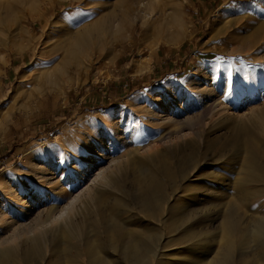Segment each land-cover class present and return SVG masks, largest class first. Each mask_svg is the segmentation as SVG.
<instances>
[{"label": "rangeland", "instance_id": "obj_1", "mask_svg": "<svg viewBox=\"0 0 264 264\" xmlns=\"http://www.w3.org/2000/svg\"><path fill=\"white\" fill-rule=\"evenodd\" d=\"M143 1L150 2V8L139 0H0V181H12L9 187L23 191L27 200L25 185H38L34 177L54 172L55 183L37 188L50 201L65 189L64 206L75 199L71 212L79 227L71 229L67 239L75 264H87L86 247L97 239L115 263L130 264L111 248L109 233L89 222L92 209L98 208L90 195L104 183L100 173L126 184L128 202L134 191L129 182L135 168L130 158L151 163L154 156L165 153L171 168L190 131L204 141L229 131L213 127V110L225 106L231 116L246 121L252 110L264 105V0ZM174 13L177 20L170 17ZM198 66L204 72L197 76L192 71ZM198 79L214 92H199ZM156 112L170 115L172 121L157 119ZM257 129L250 144L254 152L250 165L260 169L264 132ZM197 144L202 151L197 152L198 165L188 177L177 179L176 187L162 179V194L169 200L159 208L158 218L138 213L133 228L150 226L153 233L168 238L184 235L190 221L211 216L212 222L197 227L210 237L220 230L230 203L243 216L249 214L241 200L244 191L234 185L242 163L227 154L220 163L212 157L213 148ZM102 148L106 157L86 169L88 160L99 161ZM78 170L88 174L75 185L71 180H77ZM217 171L224 182L216 178ZM208 184L219 193L190 195L186 203H192L191 217L181 223L174 210L179 196L185 188L204 190ZM112 195L121 193L115 189ZM261 200L263 195L255 208ZM36 211L32 209L25 220L33 222ZM16 213L12 208L9 216ZM88 234L91 242L82 245ZM219 239L210 242L208 250L214 251L209 257L227 244ZM243 243V238L235 241L229 264H250V249ZM154 244L159 256L164 249L182 253L177 248L184 245L166 246L164 240Z\"/></svg>", "mask_w": 264, "mask_h": 264}, {"label": "bare ground", "instance_id": "obj_2", "mask_svg": "<svg viewBox=\"0 0 264 264\" xmlns=\"http://www.w3.org/2000/svg\"><path fill=\"white\" fill-rule=\"evenodd\" d=\"M139 2L145 7V9L150 8V2L146 3L143 0H139ZM170 17L177 20V13L172 14ZM192 72L194 75L198 76L204 71L201 66H198ZM205 78L206 75H204L202 79ZM196 81L199 92H214L215 89L211 90L212 88L207 86L205 81L204 83H200V79ZM209 97L210 95H208V99ZM160 106L165 108L164 104ZM228 111L229 110L225 106H222L221 108L213 110L211 115L212 117L214 115L216 116V119L213 122V127H215V129L227 128L229 131L222 136H217L211 141H204L205 139L203 140V137L199 136L198 133L190 131L192 132L190 136L188 138H183L187 143L180 147L177 155L174 152L176 155V161L171 168L166 164L163 158V156L166 155L165 153H160L158 156L153 155L155 158L151 159L153 160L151 163L147 160L139 161L140 159L138 158V160L137 158H134L135 156L130 158L132 159L130 165H132V168L135 167L134 171H132L133 180H126L131 183V187L134 191L130 187L133 192L128 202L127 199L124 198L126 195L129 197L125 190L126 184H122L121 180L119 181L118 179H111L108 176L103 177L102 173H100V180H104V183L100 186L101 189H97L92 195L88 194L92 196L95 203L94 205H98L97 209H92L91 214L89 215V222L92 223L94 221V223H92V228L97 227L109 233V245L114 251L118 250L123 260H126L127 263L169 264L175 262L173 264H229L231 261L229 256L232 252L233 245H235V241L243 238V241H245V244L243 243L244 246L246 245L245 247L250 249L248 252L249 255L251 254V262L249 261L250 264H264V200H261V204L258 208L254 207L258 196H264V165L261 166L262 168L260 169L250 165L251 160L254 157V152L252 148H250V144L253 142V137H255V131L258 128L257 130H260L262 133L264 132V105L258 110H252L246 121H244L242 117L236 118L235 116H231V113L229 114ZM153 114L158 116L157 119L159 120L168 123L172 121L170 115H161L159 112ZM177 122L180 123L179 121ZM203 134H205V132ZM193 136H196L198 139L196 140ZM197 142L200 144L203 142L204 147L207 146L213 148L214 153L212 154V157H217V161L220 163H222L224 158H228L227 156H229V158L230 156L236 158L239 163H242L241 167L245 169L243 171V168L241 169L240 167L239 172L237 171L241 177L235 180L234 185L238 190L242 189L244 191L241 200H243L245 207L248 208L247 212L249 214L243 216V214L234 207V204L231 206L230 203V207L225 209L223 216L221 215L222 220L219 225L220 230H218L216 236L212 234L210 237H206L205 232L201 231L202 229H197L201 223L207 221L212 222L214 220L210 215V217L207 218L200 217L195 221H190V223L185 226L184 235L173 237L168 236V238L163 236V234L158 235L157 233H153L154 230L150 226L143 225L144 229L142 227V229L133 228L132 226H134V223L137 220L138 213H142L151 219H156L158 218L157 215L159 208L161 206L165 208L164 205L169 200V196L165 194L166 197L162 194L165 193L162 192L165 187H162L164 185H162L163 182H161L163 181V178L168 179V181H170L169 183H171L169 185L174 187L180 182L176 183L177 179H181V181L186 179L189 172L198 165L195 157L197 156V152L201 154L202 146L200 145L199 147ZM262 149L264 153V146H262ZM170 155L171 154H169V158L172 157H170ZM105 157L106 153L102 148L96 158L99 161L88 160V166H86V169L96 166ZM157 163H159L161 167H154ZM151 166L154 168H151ZM225 168L227 169V167ZM33 174L37 175L35 172H33ZM86 174H88V171L85 173L82 170H78L76 172L77 180L74 179L71 181L75 182V185H78L84 180ZM125 174L126 173H124V176ZM215 174L218 180L224 182L221 177L222 174L218 171L215 172ZM53 176L54 172L47 170L43 175L34 177V182L39 186H51L56 182L55 177ZM121 178L123 179L124 177ZM11 182L8 180L0 181V264H75L74 259L71 258L72 255L70 256L71 247L67 241L71 234L70 231H73L71 229L79 227V225L76 227L78 222L73 219L71 212L74 209L71 204L75 199L73 198V201L71 198L68 205L64 206L61 201L64 196L63 194L66 193L65 189H60L59 192L56 193L57 195H55L50 201L49 198L40 193L38 190L39 188H37L38 185L33 186V184H30L25 185L27 196H30V198L26 200L23 191L21 192L19 189L14 190L9 187ZM227 183H224V185ZM99 185L100 184H98V186ZM257 186L259 187L257 188ZM192 187L185 188L184 193L179 196V201L174 205L177 219L181 221V223L183 220L188 222L191 217H189V215H191L192 212L191 209L189 210L188 205L192 203H189L188 205L186 203L187 199L190 198V195L199 198L198 193H201L203 196H207V194H212V196H214L213 194L219 193L216 192L214 186H210L209 184L204 190L195 187L193 189ZM110 188L112 190L117 189L121 195L114 197L113 194V197H111L110 195L114 190L111 192ZM109 196V200L103 204L104 200ZM132 203L133 205H131ZM241 205L242 204H240V206ZM41 206L43 207L41 208ZM12 208L17 209L18 213H16L15 216H13V214L12 216H9ZM32 209L37 210V216H35L33 222L30 223L25 219L27 214L31 213ZM73 212H75V210H73ZM19 216L20 218H18ZM218 236H220L221 240L225 239L224 241H226L227 244L222 248H216V255L209 257L211 252L214 251V249L208 250V247L210 248L209 245H212L210 242ZM91 238L92 236L88 234L87 239L82 242V245L91 242ZM94 240L95 239H93V241ZM159 240H164L166 246H173L174 243L184 244L180 246V248H177L181 249L182 253H171L164 249L165 251H162L159 256L158 251H155L157 245L154 244V242ZM218 242L221 243V241ZM86 249L88 250L87 264H117L111 256L104 253L103 246L99 243V239L88 245ZM183 251H185V254ZM243 253H240V255H243ZM169 257H171V259H169ZM157 258L159 261L156 260Z\"/></svg>", "mask_w": 264, "mask_h": 264}]
</instances>
